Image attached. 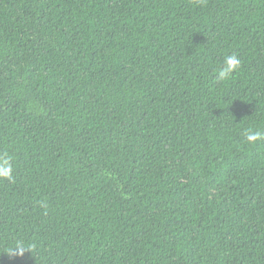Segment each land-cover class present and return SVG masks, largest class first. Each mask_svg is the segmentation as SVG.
Segmentation results:
<instances>
[{"label":"trees","instance_id":"1","mask_svg":"<svg viewBox=\"0 0 264 264\" xmlns=\"http://www.w3.org/2000/svg\"><path fill=\"white\" fill-rule=\"evenodd\" d=\"M249 130L264 0H0V264H264Z\"/></svg>","mask_w":264,"mask_h":264},{"label":"clouds","instance_id":"2","mask_svg":"<svg viewBox=\"0 0 264 264\" xmlns=\"http://www.w3.org/2000/svg\"><path fill=\"white\" fill-rule=\"evenodd\" d=\"M241 61L236 55H228L224 59V66L219 69L216 73L217 81H226L232 73H234L240 67ZM264 138V133L259 131L249 130L245 136V141L249 145H254L258 140ZM12 157L4 154L0 155V178H5L8 180L13 179L14 165L11 162ZM32 245H26L23 242H18L11 246L7 250V255L11 257H22L26 251H30Z\"/></svg>","mask_w":264,"mask_h":264}]
</instances>
